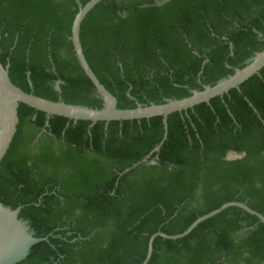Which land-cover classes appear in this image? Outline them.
<instances>
[{
	"label": "trees",
	"instance_id": "1",
	"mask_svg": "<svg viewBox=\"0 0 264 264\" xmlns=\"http://www.w3.org/2000/svg\"><path fill=\"white\" fill-rule=\"evenodd\" d=\"M77 1L89 0H0V61L25 92L100 109L70 40ZM80 41L118 108L163 104L264 50V0H101ZM18 118L0 161V203L22 206L18 218L47 240L17 264H141L153 233H181L225 202L264 215V67L168 115L153 153L162 116L90 122L20 103ZM146 264H264V225L228 207L182 238L156 237Z\"/></svg>",
	"mask_w": 264,
	"mask_h": 264
},
{
	"label": "water",
	"instance_id": "2",
	"mask_svg": "<svg viewBox=\"0 0 264 264\" xmlns=\"http://www.w3.org/2000/svg\"><path fill=\"white\" fill-rule=\"evenodd\" d=\"M101 0H89L84 5L78 1V10L74 16L71 25L70 40L76 59L93 84L96 92L102 98L103 107L100 109L90 108L82 105L68 104L61 100L53 101L43 97L28 93L14 85L9 77L7 67L3 66L0 61V161L6 154L12 139L15 135L18 118V107L20 103L40 110L47 115H57L72 120H87L90 122L111 120H133L162 116L163 118V136L161 141L153 148L151 153L157 152L167 136V117L174 112L187 111L189 108L201 103H208L212 98L223 96L229 90L239 86L254 74H258L264 67V50L256 53L248 64L241 68L235 69L234 74L225 79H221L215 85H203V90H192L191 96L179 100H167L163 104L139 105L131 109H121L117 107L116 97L106 89V87L97 78L89 66L80 41V26L87 15ZM161 4L167 0H156ZM58 89V85L56 86ZM243 155V154H242ZM241 154L229 152L227 159L240 158ZM149 155L143 158L146 162ZM128 170V169H126ZM228 207H238L245 212L257 217L264 225V215L250 208L245 202L229 201L221 204L218 208L203 214L196 218L183 232L178 234H167L162 231L153 233L148 240L147 252L145 259L141 264H146L151 256L153 241L156 237L176 240L189 234L199 223L220 213ZM22 206L15 209L5 207L0 203V264H17L23 260L29 253L32 245L47 240L45 237H35L29 231V226L25 221L18 218V213Z\"/></svg>",
	"mask_w": 264,
	"mask_h": 264
}]
</instances>
